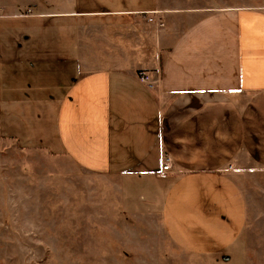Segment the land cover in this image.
Listing matches in <instances>:
<instances>
[{"label":"crops","instance_id":"obj_1","mask_svg":"<svg viewBox=\"0 0 264 264\" xmlns=\"http://www.w3.org/2000/svg\"><path fill=\"white\" fill-rule=\"evenodd\" d=\"M0 107L6 141L118 177L182 250L245 261L228 166L264 167V8L0 0Z\"/></svg>","mask_w":264,"mask_h":264},{"label":"rangeland","instance_id":"obj_2","mask_svg":"<svg viewBox=\"0 0 264 264\" xmlns=\"http://www.w3.org/2000/svg\"><path fill=\"white\" fill-rule=\"evenodd\" d=\"M210 1L264 8V0ZM233 168L247 210L242 262L182 250L118 177L0 134V264H264V167L243 153Z\"/></svg>","mask_w":264,"mask_h":264},{"label":"built area","instance_id":"obj_3","mask_svg":"<svg viewBox=\"0 0 264 264\" xmlns=\"http://www.w3.org/2000/svg\"><path fill=\"white\" fill-rule=\"evenodd\" d=\"M148 77L147 76H140V80L144 81V80H147ZM170 165H171V159L169 158V156L167 155H164L162 157V166H161V169L163 171H167L170 169Z\"/></svg>","mask_w":264,"mask_h":264}]
</instances>
